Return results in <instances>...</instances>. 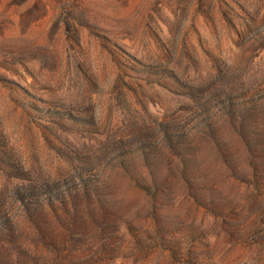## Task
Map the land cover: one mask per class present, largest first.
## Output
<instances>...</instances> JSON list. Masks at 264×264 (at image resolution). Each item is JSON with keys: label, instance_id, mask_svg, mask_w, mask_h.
Segmentation results:
<instances>
[{"label": "rangeland", "instance_id": "374dc122", "mask_svg": "<svg viewBox=\"0 0 264 264\" xmlns=\"http://www.w3.org/2000/svg\"><path fill=\"white\" fill-rule=\"evenodd\" d=\"M0 264H264V0H0Z\"/></svg>", "mask_w": 264, "mask_h": 264}]
</instances>
